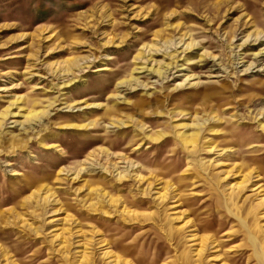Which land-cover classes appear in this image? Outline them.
<instances>
[{"label": "rangeland", "instance_id": "obj_1", "mask_svg": "<svg viewBox=\"0 0 264 264\" xmlns=\"http://www.w3.org/2000/svg\"><path fill=\"white\" fill-rule=\"evenodd\" d=\"M0 264H264V0H0Z\"/></svg>", "mask_w": 264, "mask_h": 264}]
</instances>
